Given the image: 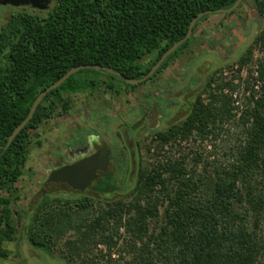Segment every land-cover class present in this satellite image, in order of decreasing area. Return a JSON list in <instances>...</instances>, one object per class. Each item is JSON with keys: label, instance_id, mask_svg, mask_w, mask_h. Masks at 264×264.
I'll return each instance as SVG.
<instances>
[{"label": "trees", "instance_id": "obj_1", "mask_svg": "<svg viewBox=\"0 0 264 264\" xmlns=\"http://www.w3.org/2000/svg\"><path fill=\"white\" fill-rule=\"evenodd\" d=\"M49 1L43 9L15 8L0 26L1 145L37 95L71 67L98 64L141 78L186 34L197 13L236 0ZM245 4L264 16V0H242L224 16ZM210 15L196 21L191 37L147 80L191 50L199 23ZM254 43L261 44V55L245 80L240 72L251 60L250 48L229 78L223 70L235 64L203 78L182 119L151 133L149 160L140 161L131 187L103 194L47 192L20 211L15 183L28 160L30 130L56 111L67 112L73 94L101 87L121 94L116 79L126 91L147 80L131 85L105 70L81 69L49 91L0 149V258L9 256L4 243L14 241L21 227L32 251L65 264H264V31ZM225 132L232 139L222 160H208L190 147L183 151L184 143L213 142ZM125 170L119 166L121 177Z\"/></svg>", "mask_w": 264, "mask_h": 264}, {"label": "rangeland", "instance_id": "obj_2", "mask_svg": "<svg viewBox=\"0 0 264 264\" xmlns=\"http://www.w3.org/2000/svg\"><path fill=\"white\" fill-rule=\"evenodd\" d=\"M22 7L24 6L0 4V26L15 8ZM222 15L224 14H211L201 21L194 41L189 43L191 50L182 52L153 80H147L144 84L126 91L125 85L116 79L117 86L124 88L121 94L104 91L102 87L99 90L73 94L72 106L67 112L56 111L51 119L42 122L36 129H31L33 142L29 147L28 160L21 178L15 183L21 195L15 207L20 211L29 208L34 195L41 189L42 178L51 168L55 154L66 148L64 144L69 136L78 133L77 126L94 129L98 136L106 140L107 146L114 153L117 150L118 140L114 131L118 129V119L131 122L141 117L142 111H145L148 116L140 136L141 162L144 165L149 160L145 148L151 142V133L162 119L170 117L181 104L183 96L178 94L180 90L193 88L197 81L201 87L203 78L221 65L238 66V58L250 48L251 60L240 72L241 79L245 80L261 55L262 46L254 43V39L258 33L264 31V16L255 15L247 4L238 14ZM148 60L145 59V63ZM153 106L160 112L157 113ZM230 139L232 137L225 132L213 142L206 140L201 143H184L183 151L187 152L190 147L203 153L208 160H222V154L228 143H231ZM177 150L173 153H178ZM103 172L104 177L99 173L89 183V188L100 194L110 191L106 180L108 177L111 180L122 178L119 166L113 167L107 163ZM1 194L5 195L4 192ZM4 247L9 250V256L0 258V264H65L58 256H51L43 251H35L36 254L32 251L23 239L21 227L16 232L15 240L5 242Z\"/></svg>", "mask_w": 264, "mask_h": 264}, {"label": "flooded vegetation", "instance_id": "obj_3", "mask_svg": "<svg viewBox=\"0 0 264 264\" xmlns=\"http://www.w3.org/2000/svg\"><path fill=\"white\" fill-rule=\"evenodd\" d=\"M197 79V77H196ZM200 84L197 81V84L190 89L179 91L178 94L183 96V100L180 105L176 108L175 112L168 118L162 119L161 122H159L158 127L153 129L152 133L156 130L162 129L164 127H168L173 123L178 122L180 119H182L186 113L188 108L191 105V102L194 100V98L197 95V92L199 91ZM155 108V106H153ZM157 113V108H155ZM151 111H153L151 109ZM148 113L145 111H142L141 117H138L131 122H126L118 119V129L115 130V136L117 138V150L113 153V151L107 146V142L104 138L101 136H98L94 129H89L86 127H79L78 133L73 136H69L65 141L66 148L60 152H57L54 157V161H52L51 168H49L48 172L46 173V176L42 178L41 182V188L43 187L45 181L49 177V175L53 171H57L58 169L65 168L74 164H77L81 161L87 160V159H94L96 161H101V168L95 170V172L92 175L93 177L97 174H101L100 176L104 177L105 172H103L104 166L108 163L111 166H125L126 170L123 174L124 176L120 179L118 177L114 179H110L108 177L107 185L110 189V192H117V191H123L126 187H131L136 179L137 176V169L138 165L141 161V150H140V136H141V130L145 128V119H147ZM53 117V116H52ZM51 117V118H52ZM50 118V119H51ZM158 118H160V115L158 114ZM158 119V120H159ZM48 121V120H45ZM36 129V128H35ZM64 146V147H65ZM135 162L136 164V170L135 175L132 179V181L129 183L130 178V172L132 168V164ZM115 172V171H114ZM116 174V173H115ZM117 175V174H116ZM78 185L75 181H70L68 184H64L63 182H56L52 186H65L68 188L76 187L78 188L81 184L82 174L78 175L76 178ZM90 180V182H91ZM75 182V183H74ZM89 182V183H90ZM90 186V185H89ZM68 192V193H76L72 190H49L48 192ZM92 191L89 187H86L81 193Z\"/></svg>", "mask_w": 264, "mask_h": 264}, {"label": "water", "instance_id": "obj_4", "mask_svg": "<svg viewBox=\"0 0 264 264\" xmlns=\"http://www.w3.org/2000/svg\"><path fill=\"white\" fill-rule=\"evenodd\" d=\"M49 2H50L49 0H0V4H9V5H12L15 7L32 6L34 8H40V9L46 8L47 5L49 4ZM241 2H242V0H236L230 7L221 8V9H217V10L208 9V10H203V11H200L199 13H197V15H195L191 19L186 34L181 39H179L178 41L173 43L170 47H168L167 50L161 55V57L151 67L149 72L141 78L131 79V78L124 76L121 72L115 71L111 67L102 66V65H98V64H81V65H76V66L71 67L59 79H57L55 82H53L52 84H50L49 86L44 88L37 95V97L35 98V100L33 101L32 105H31L30 110H29L28 114L26 115V117L18 125H16V127L13 129V131L11 132V134L7 138L6 145L0 144V149L1 148H7L8 145H10V143L12 142L14 137L21 131V129L32 118L38 104L42 101V99L46 96V94L49 91L60 86L68 77H70L75 72H77L81 69L105 70V71H108V72L118 76L119 78H121L123 81H125L128 84L136 85V84L150 78L152 76V74L159 68V66L162 64V62L167 58V56L169 54H171L174 50H176V48L180 44H182L184 41H186L187 39H189L191 37L192 32H193V27H194V25L198 19H200L201 17H203L206 14H225L227 12H230V11L236 9ZM101 166H102L101 161H96L92 158L91 159L89 158V159L81 161L77 164L58 169L57 171H53L49 175L47 180L45 181L43 187L34 195L32 201H31V206H34L35 203L37 202V200L43 194L47 193L49 190H55V189L72 190L73 192L81 193L86 187H89V182L92 178L93 173L95 172V170L101 168ZM135 170H136V164H135V162H133L131 172H130L129 183L132 181V179L135 175ZM81 174H82V179L80 181L81 184L79 183L80 186L78 188H76V187L68 188L65 186H56V187L52 186L56 182H63L64 184H68L70 181H72V182L75 181L76 184L78 185L77 180L75 178Z\"/></svg>", "mask_w": 264, "mask_h": 264}, {"label": "built area", "instance_id": "obj_5", "mask_svg": "<svg viewBox=\"0 0 264 264\" xmlns=\"http://www.w3.org/2000/svg\"><path fill=\"white\" fill-rule=\"evenodd\" d=\"M237 68V66L235 65L233 68H230V69H224L223 70V75L225 76V77H230L231 75H232V73H233V70L234 69H236ZM233 69V70H232Z\"/></svg>", "mask_w": 264, "mask_h": 264}, {"label": "crops", "instance_id": "obj_6", "mask_svg": "<svg viewBox=\"0 0 264 264\" xmlns=\"http://www.w3.org/2000/svg\"><path fill=\"white\" fill-rule=\"evenodd\" d=\"M222 16H224V15H222Z\"/></svg>", "mask_w": 264, "mask_h": 264}]
</instances>
